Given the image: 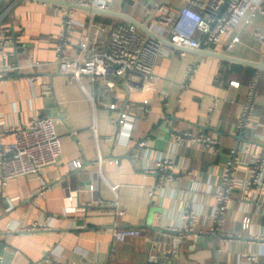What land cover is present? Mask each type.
Instances as JSON below:
<instances>
[{
	"label": "crops",
	"instance_id": "1",
	"mask_svg": "<svg viewBox=\"0 0 264 264\" xmlns=\"http://www.w3.org/2000/svg\"><path fill=\"white\" fill-rule=\"evenodd\" d=\"M146 4L150 0H121L116 9L149 25L154 17L146 12ZM69 9L35 0H0V25L8 18L7 26L16 32L18 45L15 48L13 42L12 48L19 49L20 59L31 56L44 63L33 70L37 79L0 82V114L8 123L25 125L46 116L47 98L54 96L64 115L63 120L57 117L62 156L43 168V178L18 176L3 187L0 176V244L6 245L0 247V264H238L248 252H254L264 264V241L252 240L254 234L264 235V197L260 214L251 213V227L245 230L242 217L248 213L244 211L247 207H241L240 189L235 191L227 228L238 237L236 242L217 239L207 247L191 249L194 241L179 243L176 233L168 229L180 223L187 203H194L201 215L212 212L214 199L208 190L218 189L231 148L239 147L246 158L264 152V141L256 135L264 124V84L259 86L264 69L169 47V54L156 61V79L147 91H130L122 84L110 88L105 80L94 84L89 77L70 78L55 62V38ZM75 10L70 56L79 52V40L88 32L91 19L115 23L96 19L97 15L110 17L107 15ZM244 20L241 17L232 26L221 44L207 49L249 61L264 60L253 36L256 28L264 27V15L250 24ZM236 34L242 42L229 48ZM194 61L197 70L184 85L186 69ZM254 77L256 114L253 123L242 130L238 122ZM214 97L221 104L208 122L206 115ZM114 101L116 109L110 107ZM122 111L131 117L125 126L118 123ZM186 129L218 139L220 153L214 155L200 144L177 145L173 133ZM9 139L0 133L3 143ZM143 140L146 144L140 146ZM167 156H173L177 176L183 178L152 197L158 175L145 170ZM77 159L82 162L79 168L74 166ZM188 171L194 173L192 179ZM240 175L245 177L246 171ZM44 181L50 186L36 196ZM96 201H117L125 215L120 218L112 209H99ZM116 221L141 229L142 235L115 243L110 227ZM34 223L52 228L20 231ZM216 248L222 250L219 256ZM163 253L169 260L155 262L156 254Z\"/></svg>",
	"mask_w": 264,
	"mask_h": 264
},
{
	"label": "built area",
	"instance_id": "2",
	"mask_svg": "<svg viewBox=\"0 0 264 264\" xmlns=\"http://www.w3.org/2000/svg\"><path fill=\"white\" fill-rule=\"evenodd\" d=\"M72 1L101 9L121 7V0ZM145 7L150 17H154L148 25L151 30L177 45L197 50L221 44L241 17L245 18L246 24H250L257 16L264 15V0H150V4H146ZM75 11L69 9V12L62 16L60 31L55 38V62L60 71L70 78L89 77L94 84L105 80L110 88L122 84L130 91L149 90L152 81L156 79L154 75L156 61L159 57L169 54V47L148 36L132 23H104L91 19L88 23V32L79 40V52L75 56H70L67 51L70 47L69 38L74 30ZM12 30L11 26H6L0 31V61L3 62V66L0 67V82L18 77L30 80L39 78L38 73L33 70L43 66V62L31 56L18 59L16 62L17 53L12 48ZM253 36L260 44L259 53L264 59V27L256 28ZM241 42L240 36L236 34L228 47L233 48L236 43ZM197 67L198 63L195 61L188 65L184 85L193 77ZM256 95L257 77H254L249 85L238 122V127L242 130L253 123L256 114ZM181 100L180 98L179 101ZM220 104L219 97L212 99L206 115L208 122L219 111ZM117 106L116 101L110 103L112 109H116ZM119 115L118 123L125 126L131 118L130 115L126 111L120 112ZM5 118L0 114V133L10 138L8 143L0 140L1 185L5 187L8 180L23 175H37L43 178V168L57 163L62 156L58 119L41 116L31 123L16 125L8 123ZM256 135L260 141H264V124ZM173 137L179 146L187 143L200 144L214 155L220 153L219 140L206 133L186 129L173 133ZM145 144V140L139 143L140 146ZM74 166L79 168L82 162L77 159ZM175 169L173 156L160 157L153 166L146 168V172H155L158 175L156 184L150 191L152 197L156 191L163 193L170 183L183 178L177 176ZM242 171H246L245 177L240 175ZM187 173L192 179L194 173L192 171ZM49 186V183L44 181L35 195L39 196ZM238 188L241 194V207L246 206L244 211L248 212L242 217V227L246 230L251 227L252 214L259 215L263 208L261 201L264 197V152L257 153L253 158H246L239 147L230 149L228 158L221 168L218 189L213 192L211 189L208 190L214 199L212 212L209 215H201L194 203H187L182 208L180 223L168 227L176 233V241L182 243L191 239L194 241L191 243L193 246L200 236L211 235L214 236V241L220 239L224 242H236L238 237L236 239L234 233L227 228V217L233 207L234 193ZM96 202L99 209L107 211L112 209L120 218L125 215V209L121 208L117 201ZM51 228L52 226L41 227L34 223L20 227V231L34 232ZM110 231L115 243L142 235L141 229L122 226L118 221L110 227ZM252 240L264 241V235L254 234ZM221 251L216 248V255L219 256ZM164 258L169 260L167 253L156 254L155 262H160ZM238 264L260 262L254 252H248Z\"/></svg>",
	"mask_w": 264,
	"mask_h": 264
},
{
	"label": "water",
	"instance_id": "3",
	"mask_svg": "<svg viewBox=\"0 0 264 264\" xmlns=\"http://www.w3.org/2000/svg\"><path fill=\"white\" fill-rule=\"evenodd\" d=\"M35 1H41V2H45V3H50V4H55L58 6H64L67 8H73V9H78V10H85V11H89L91 13H95V14H101V15H107L110 17H115L121 20H124L128 23H132L135 26H137L140 30H142L145 34H147L148 36H152L156 39H158L159 41H161L162 43H164L166 46L174 48V49H178V50H182V51H187V52H191V53H196L200 56H214V57H219V58H225V59H229L231 61H235V62H239V63H243L246 65H250L253 67H256L259 70H263L264 69V60L261 61H249V60H245V59H241V58H237V57H233V56H228V55H224V53H217V52H213L209 49H201V50H197V49H190V48H185L182 47L180 45H177L173 42H171L169 39L162 37L158 34H156L153 30H151L147 24V22H142L139 19H137L136 17H134L133 15L125 12V11H117V10H112V9H101L99 7H95V6H89V5H83L81 3H78L76 1H72V0H35ZM13 29V28H12ZM13 42L15 43V48L17 44V37H16V32L13 29ZM16 50V49H15ZM18 50H16V62L18 61V59H20L21 56H19L18 54ZM46 116H50V117H55V118H59L61 120L64 119V115L62 114V111L60 109V107L57 104V101L55 99L54 96H49L47 98V111H46ZM212 242L214 241V236L211 235H204V236H200L196 242L195 245L191 246V249H199L202 247H207L208 246V242ZM6 245L4 244H0L1 248H5Z\"/></svg>",
	"mask_w": 264,
	"mask_h": 264
},
{
	"label": "trees",
	"instance_id": "4",
	"mask_svg": "<svg viewBox=\"0 0 264 264\" xmlns=\"http://www.w3.org/2000/svg\"><path fill=\"white\" fill-rule=\"evenodd\" d=\"M125 1H128V2H133V0H125ZM5 5L1 8V11H4V9H5ZM0 11V12H1ZM0 15H1V13H0ZM8 19V18H7ZM7 19L6 18H4V20L2 21V23H1V25H0V31H1V29L3 28V27H6L8 24H7ZM96 19L97 20H104V21H108V22H115V23H119V22H123L122 20H120V19H114V18H111V17H103V16H100V15H97V17H96ZM252 74L254 73V71H252L251 72ZM253 76H254V74H253ZM261 82L264 84V80H263V78H261V80H260V82H259V86H260V84H261Z\"/></svg>",
	"mask_w": 264,
	"mask_h": 264
}]
</instances>
